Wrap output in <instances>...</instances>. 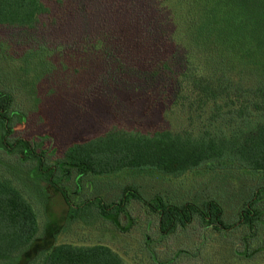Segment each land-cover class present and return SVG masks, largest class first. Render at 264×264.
I'll use <instances>...</instances> for the list:
<instances>
[{"label":"rangeland","instance_id":"374dc122","mask_svg":"<svg viewBox=\"0 0 264 264\" xmlns=\"http://www.w3.org/2000/svg\"><path fill=\"white\" fill-rule=\"evenodd\" d=\"M44 1L50 11L33 29L0 27V70L10 67L4 63L3 55L18 58L29 43H43L54 50L56 75L39 83L19 62V69L25 70L20 76L23 81L14 83L13 88L5 75L7 84L3 87L23 94L26 102L32 103L29 111L19 115L16 135L44 137L45 144L53 150L59 151L72 141L89 139L114 126L144 132L198 128L196 121L173 107L166 95L150 87L146 77L139 78L140 72L151 71L158 58L177 48L176 43L160 37L157 41L164 42L160 47L155 45L157 41L147 32L157 26L160 15L178 43L190 47L193 38H203L198 41L202 44L205 38L227 35L236 45L237 54L249 51V65L243 62L237 73L244 80L233 87V98H246L256 89L255 83L247 80L264 76V0ZM97 44H102L105 51L86 52ZM113 75L117 77L115 81ZM0 175L13 180L33 205L39 218V238L45 236L49 219L59 220L61 227L54 233L51 245L103 244L128 264H264V215L255 231L238 225L231 231L218 232L195 222L187 230L178 229L161 239L157 216L138 201L117 216L94 212L88 219L70 220L62 217L64 202L55 199V215L49 218L45 206L53 197V188L38 178L33 165L21 154L18 159L10 158L0 148ZM95 179H99L96 185ZM95 179L83 176L79 186L76 179L71 181L75 203L93 197L100 185L102 194L109 196L107 201L115 199L120 188L134 185L149 197L167 192L201 202L208 196H218L226 217L235 219L257 188H264V171L237 167L203 166L174 175L124 170ZM260 204L263 206L264 202ZM45 251L43 246L32 256L27 254L28 261L22 263L39 264ZM19 258H15L17 262Z\"/></svg>","mask_w":264,"mask_h":264},{"label":"trees","instance_id":"16d2710c","mask_svg":"<svg viewBox=\"0 0 264 264\" xmlns=\"http://www.w3.org/2000/svg\"><path fill=\"white\" fill-rule=\"evenodd\" d=\"M49 11L44 0H0V27L33 29ZM156 25L147 29L152 39L165 38L176 43L177 48L158 58L151 71L140 72L139 78L146 77L150 87H156L158 93L166 95L173 107L196 121L198 128L144 132L114 126L89 139L72 141L59 151L47 146L44 137L31 139L16 135L19 115L29 111L32 103L26 102L23 94L3 88L7 84L5 75L15 88L14 83L23 81L20 76L25 73L19 69V62L39 83L56 75L58 70L51 47L29 43L18 58H8L5 53L6 58L2 54L4 63L10 67L0 70V148L10 158L18 159L21 154L33 165L38 178L53 188V197L45 206L49 218L55 215V199L64 202L62 217L70 220L88 219L94 212L117 216L125 213L133 201H138L157 216L161 239L178 229L187 230L195 222L218 232L231 231L238 225L255 231L264 215L261 210L264 205L260 204L264 202L263 187H258L252 198L244 203L236 219L226 217L225 206L218 196H208L201 202L180 199L167 192L149 197L134 185L120 188L115 199L110 201H107L109 196L102 194L101 185L99 192L91 198L78 204L72 199L76 192L70 183L74 179L79 186L83 176L95 179L124 170L173 175L177 171L203 166L264 171V76L247 80L255 83L256 89L246 98H233L231 94L235 84L244 80L237 73L243 62L249 63V51L240 50L237 54L236 45L227 35L205 38L202 44L198 41L203 38H193L189 47L172 39L161 15L157 17ZM163 42L154 43L160 47ZM102 47V44L91 45V51L86 52L97 54L105 51ZM116 79L113 75L112 80ZM38 102L39 98H36L37 105ZM96 180L99 179L94 180L95 185ZM49 220L45 236L39 238V218L33 205L13 180L0 175L1 264H15L17 256L20 258L16 264L25 263L27 254L32 256L43 246L46 251L41 254L39 264H128L103 244L51 245L53 235L61 225L59 220Z\"/></svg>","mask_w":264,"mask_h":264}]
</instances>
